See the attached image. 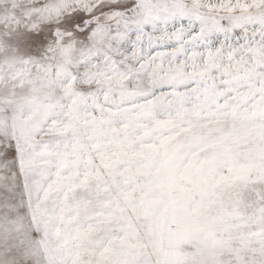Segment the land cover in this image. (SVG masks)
<instances>
[{"label":"snow or ice","instance_id":"obj_1","mask_svg":"<svg viewBox=\"0 0 264 264\" xmlns=\"http://www.w3.org/2000/svg\"><path fill=\"white\" fill-rule=\"evenodd\" d=\"M0 264H264V0H0Z\"/></svg>","mask_w":264,"mask_h":264}]
</instances>
